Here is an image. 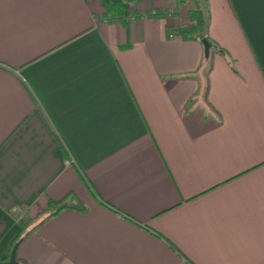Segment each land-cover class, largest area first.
<instances>
[{"label": "crops", "instance_id": "0c3cea01", "mask_svg": "<svg viewBox=\"0 0 264 264\" xmlns=\"http://www.w3.org/2000/svg\"><path fill=\"white\" fill-rule=\"evenodd\" d=\"M117 1L0 0V262L264 264V0Z\"/></svg>", "mask_w": 264, "mask_h": 264}, {"label": "trees", "instance_id": "16d2710c", "mask_svg": "<svg viewBox=\"0 0 264 264\" xmlns=\"http://www.w3.org/2000/svg\"><path fill=\"white\" fill-rule=\"evenodd\" d=\"M132 1L137 0H119L116 3L109 4V9H115V12H110L109 14L111 16V19H122L124 17L125 9H126V3H130ZM181 4L186 2H191V8L189 10L188 14V22L177 27L173 28L172 32L180 36L183 39H195L199 41H203L204 38H207L211 44V47L218 52H221L223 54H226V50L223 47H219L216 43L212 42V40L207 35V27H208V21H209V15L205 12L203 8L202 0H179ZM108 9V10H109ZM209 69H211L212 66V60L209 58ZM208 84L205 86V92H207ZM74 194L70 192L67 196L60 200H53L49 199V204L47 209L33 217L26 219H20L21 224V233L20 235L14 240L12 244V248L9 254L12 253V250L15 245H20L26 237L31 234L32 232L36 231L43 223L48 221L53 216L59 214L62 210L66 208H77L79 210H86L87 206L78 203L74 201L73 196ZM9 212H11L13 215L17 217V214L12 209H7ZM17 260H20L19 257H17ZM19 264H26L24 262H20Z\"/></svg>", "mask_w": 264, "mask_h": 264}, {"label": "water", "instance_id": "95a60500", "mask_svg": "<svg viewBox=\"0 0 264 264\" xmlns=\"http://www.w3.org/2000/svg\"><path fill=\"white\" fill-rule=\"evenodd\" d=\"M203 43L205 47V55L209 56L210 51H211V44L207 38L203 39ZM17 249H18V245H15L12 250L9 260L0 262V264H19V261L17 260Z\"/></svg>", "mask_w": 264, "mask_h": 264}, {"label": "rangeland", "instance_id": "374dc122", "mask_svg": "<svg viewBox=\"0 0 264 264\" xmlns=\"http://www.w3.org/2000/svg\"><path fill=\"white\" fill-rule=\"evenodd\" d=\"M189 4H191V2H188ZM204 6H205V9L207 10V3L206 2H204ZM210 60H211V58H210ZM209 64V63H208ZM28 218V217H27ZM27 218H25V219H27ZM29 218H31V217H29Z\"/></svg>", "mask_w": 264, "mask_h": 264}]
</instances>
